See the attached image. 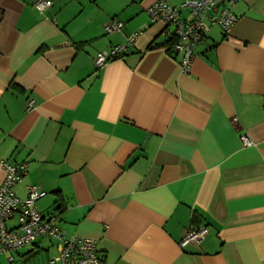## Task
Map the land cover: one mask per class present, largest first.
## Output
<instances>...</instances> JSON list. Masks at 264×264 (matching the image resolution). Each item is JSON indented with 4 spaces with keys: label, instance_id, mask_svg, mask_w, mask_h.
Masks as SVG:
<instances>
[{
    "label": "crops",
    "instance_id": "0c3cea01",
    "mask_svg": "<svg viewBox=\"0 0 264 264\" xmlns=\"http://www.w3.org/2000/svg\"><path fill=\"white\" fill-rule=\"evenodd\" d=\"M51 1L0 0V161L27 165L16 195L45 191L37 211L95 239L104 264H264V0L238 1L227 34L211 26L187 73L155 0ZM191 225L207 234L181 246ZM57 245L38 236L0 264H48Z\"/></svg>",
    "mask_w": 264,
    "mask_h": 264
},
{
    "label": "built area",
    "instance_id": "2783aa9c",
    "mask_svg": "<svg viewBox=\"0 0 264 264\" xmlns=\"http://www.w3.org/2000/svg\"><path fill=\"white\" fill-rule=\"evenodd\" d=\"M238 1L240 0H185L179 6H173L168 0H155L147 8V13L152 22L165 23L162 34L169 41L170 50L180 55L181 71L187 73L195 57V46L211 26H218L223 33H229L237 21L232 7ZM32 3L42 11L48 8L52 1L32 0ZM181 10L187 12V17L181 16ZM122 27L121 21H110L104 29L110 33ZM140 32L139 29L131 34L124 45L98 51L93 59L94 66L97 69L103 67L107 60L116 57L133 44ZM32 108L33 102L30 100L26 103V110L30 111ZM241 139L245 145L251 144L246 136ZM0 163L4 170V179L0 184V254L4 251L16 252L31 245L36 237L44 236L58 241L57 252L49 258L48 264H104L95 239L65 233L56 226V215L43 216L37 211L35 202L46 194L45 191L28 186L26 197L20 198L16 195L13 186L26 174L25 163H11L8 160H1ZM14 215L17 216V225L9 228L7 221ZM207 231L206 226L191 225L185 231L180 245L189 242L200 243ZM15 263V256L10 254L6 264Z\"/></svg>",
    "mask_w": 264,
    "mask_h": 264
},
{
    "label": "trees",
    "instance_id": "16d2710c",
    "mask_svg": "<svg viewBox=\"0 0 264 264\" xmlns=\"http://www.w3.org/2000/svg\"><path fill=\"white\" fill-rule=\"evenodd\" d=\"M168 43H169V41H168ZM168 51H171L170 48L168 49Z\"/></svg>",
    "mask_w": 264,
    "mask_h": 264
}]
</instances>
